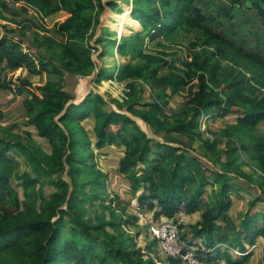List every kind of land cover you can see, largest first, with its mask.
<instances>
[{
	"label": "trees",
	"instance_id": "1",
	"mask_svg": "<svg viewBox=\"0 0 264 264\" xmlns=\"http://www.w3.org/2000/svg\"><path fill=\"white\" fill-rule=\"evenodd\" d=\"M10 1L21 3L24 12L32 10L35 19L15 24L22 33H16V28H0V69L24 68L31 75L52 72L59 75V80L38 83L13 76L1 83L12 94H27L23 104L28 122L40 137L48 140L51 153L42 157L31 155L33 168L19 172L16 159L9 153L14 143L0 138V264H156L152 259L145 260L140 248H134L138 243L135 238L128 236V245L122 234L108 232L107 226L120 227L116 218L96 223L78 205L88 197L97 198L108 185V172L94 161L90 136L81 123L90 118L95 121L96 149L117 145L118 140L124 146L117 172L129 181L130 190L140 191L139 208L152 210L157 220L162 216L175 219L182 212H200V219L191 226V236L182 237L186 249H193L206 264L219 260L220 255L227 264H240L229 256L227 249L221 251L216 245L221 243L244 252L246 244H252L258 236L264 237V212L251 213L256 202L262 201L260 197L248 203L238 229L230 226L229 193L237 190L238 184L222 168L232 166L239 158L238 147L250 150L248 143L229 140L232 148L226 162L220 164L221 171H217L183 146L150 138L134 119L107 108L99 94L90 93L78 103H69L72 96L64 86L66 75L86 76L95 68L86 38L92 24L86 12L95 7L94 0H58L55 5L52 0ZM95 1L101 7V0ZM195 1L132 0L130 16L140 25L128 35L123 33L117 42L113 40L108 54L114 51L124 61L114 75H106L107 70L101 69L95 80L106 77L128 87L141 81L157 90L154 100L140 104L144 106L141 110L135 108V101L126 107L155 132L172 130L201 137L202 133L197 131L200 116L215 121L234 115L236 125L249 133L252 147L248 157L257 163L256 168L263 175L264 133L256 134L255 128L264 122V57L230 40L219 30L217 21V16L232 18V5L244 0H230V6L219 8L217 16L203 13ZM250 1L251 7L264 18V0ZM108 6L117 8L112 1ZM0 8L6 9L4 1H0ZM58 11H65L67 16L55 22L51 30L43 19ZM25 30L32 31V40L25 38ZM194 31L199 35L190 43V60H183V68L170 64L162 50L153 52L147 48V42L158 38ZM104 34L109 35L108 31ZM162 69L165 72L159 74ZM194 79L196 89L186 97L184 106L175 112L166 110L168 97L190 87ZM171 114L178 117L173 125L169 120ZM215 145L216 142L207 140L201 143L210 151ZM78 149L84 154L89 152L90 158L84 154L75 157ZM233 170L244 175L237 166ZM88 171L92 175L90 180L78 183ZM64 173L72 181L71 190L62 179ZM47 175L53 176L50 182L56 187L50 197L41 196L37 208L26 197L19 200V186L27 193ZM215 185H219L218 193L214 191ZM206 186H211V191L204 199ZM120 210L123 214L124 208ZM198 237L204 242H195ZM169 264L181 263L170 259Z\"/></svg>",
	"mask_w": 264,
	"mask_h": 264
},
{
	"label": "rangeland",
	"instance_id": "2",
	"mask_svg": "<svg viewBox=\"0 0 264 264\" xmlns=\"http://www.w3.org/2000/svg\"><path fill=\"white\" fill-rule=\"evenodd\" d=\"M6 3V9L0 8V28L6 27L8 29H14L17 22H22L24 19H35V15L32 10L24 12L21 9V3H13L10 0H0ZM112 1L117 4V8L111 9L108 6V2ZM52 3L58 4V0H52ZM203 13L215 14L219 8H225L230 6V0H196ZM92 10H87L86 14L91 17L92 24L87 31V45L90 46L92 59L94 61V71L90 75L75 76L73 74H67L65 77L64 86L65 89L71 94L72 99L69 103L80 102L87 94H99L106 101V106L109 109L115 110L120 113L128 114L132 116L126 110L129 102H138L136 109L141 110L145 102H150L153 99V94L157 90L152 89L144 82L137 81L133 84V87H128L124 82H117L114 79H108L102 77L100 81H96L95 77L99 70L106 69L107 74H115L116 69L120 63L124 61L123 58L118 56L114 51L110 55L111 42L118 41L120 36L124 33L130 34L131 29H138L139 22L130 16L132 9V0H101V7L96 5ZM128 12L127 22L123 27V31H116L117 23L121 21L125 13ZM232 18L219 17L217 21L220 23L219 30L223 31L227 37L236 42L246 51H257L264 57V18L256 12V9L251 7L250 0H244L239 5H232ZM67 16L65 11H58L43 19L44 25L51 29L53 24L57 21L64 19ZM16 33H22L18 28ZM108 31L109 35H105L104 32ZM23 35L28 40H32L33 34L31 30H25ZM199 35L198 31H194L190 34L184 32H177L168 39L158 38L152 42H147V48L149 51L165 52V58L174 66L183 68V60H190V54L192 52L190 43L196 40V36ZM107 36V38H106ZM199 48V47H197ZM165 71L162 69L159 74H163ZM13 76H20L28 78L33 82L44 83L46 81L56 82L59 80V75L50 72L49 74L43 73L41 75H31L26 69L20 68L15 71L9 69H0V138L5 141L14 143L10 148L9 153L17 161V170L19 172L30 171L33 168L34 161L30 159L31 155H37L39 157L50 155L51 147L47 139L40 137L36 128L28 122L26 116L23 100L27 97L26 93L12 94L10 91L1 87V83L4 78H11ZM87 84L85 92L81 95L80 85L82 83ZM196 89V79L191 83L190 87L181 88L176 95L169 96V103L165 105V109L169 112H175L180 110L186 101V97ZM170 115V114H169ZM139 116H137L138 118ZM171 125L176 123L178 117L171 114L169 117ZM136 120V119H135ZM140 127L145 133L152 139L165 142L174 146H183L189 150L192 154L198 156L204 163L211 166L215 170H220V164H224L227 160V155L232 148L228 144L229 140H235L237 143H248V151L240 149L237 151L239 158L236 159L232 166L223 167L227 171L229 177L234 178L233 181H237L238 189L229 193L231 200L228 210L229 216L232 218L230 226H235L236 229L241 226L242 220L247 213L248 203L255 198L260 197L262 201H258L255 204L251 213L263 211L264 212V174L260 175V171L257 170V163L249 159V152H251V142L249 140V133L236 125V118L234 115H228L224 118H218L213 121L207 119L205 116H200L198 119L199 126L198 132H201V137L197 135L188 136L182 133H175L172 130L155 132L151 127H147L145 122L140 119ZM85 129L88 131L90 140L92 142V148L94 151V161L98 163L104 171L108 172V180L106 189L99 192V196L95 199L89 197L79 203V207L89 215L94 222L110 221L111 218H116L119 228L107 226L106 229L109 233L122 234L128 245H131L130 237L135 238L138 243L135 247L141 249L145 255V260H153L156 264H169L170 259L165 254L159 242L153 239L151 234L152 226L158 223L156 217L153 215L152 210L146 208H139L137 195L140 191L133 192L130 190L131 185L129 181L118 174L117 166L114 164H106L105 155L111 154L115 159L121 157V153H124V146L118 140L117 145L105 146L102 149H96L94 142L95 136L93 134V127L95 121L90 118L81 122ZM256 134L264 133V122H261L255 128ZM203 140L209 142H216L214 150L210 151L207 148L201 146ZM217 140V141H216ZM238 146V144H237ZM84 154L82 149L76 150L75 157H80ZM87 159L90 158L89 152H85ZM119 157V158H118ZM237 166L244 175L239 174L233 170V167ZM105 167V168H104ZM67 169V167H66ZM252 170H255L254 173ZM91 172L84 173L78 179V183L84 184L91 178ZM52 175H47L41 178V181L28 189L27 193L23 191L21 186L18 187V197L20 201H23L26 197L34 207H38L41 196L50 197L51 193L56 190V187L50 182L53 180ZM62 179L69 183L70 190L72 189V181L70 177L64 173ZM86 189L89 186L85 185ZM211 186L205 187L204 199L210 196ZM214 191L218 193L219 185L214 186ZM114 197V198H113ZM115 200V201H113ZM120 208H124L123 214ZM200 219V212L186 214L184 212L176 216L174 220L178 224V234L180 237V245L186 247V242L182 239L191 236V226L195 225ZM223 225V223H221ZM259 225H262V221H259ZM130 236V237H128ZM195 242H204L201 238H196ZM244 252L226 248L224 244H217L216 247L219 250L227 249L229 256L233 260H237L240 264H264V237L258 236L252 244H246ZM193 255L196 259L206 263V261L199 259L195 255L193 249ZM211 250L210 252H212ZM219 260H224L223 256ZM217 260V261H219ZM9 264V263H7ZM182 264V263H181Z\"/></svg>",
	"mask_w": 264,
	"mask_h": 264
},
{
	"label": "built area",
	"instance_id": "3",
	"mask_svg": "<svg viewBox=\"0 0 264 264\" xmlns=\"http://www.w3.org/2000/svg\"><path fill=\"white\" fill-rule=\"evenodd\" d=\"M151 234L157 240L169 258L178 259L182 264H203L196 259L192 251L180 245L178 224L174 219L161 217L155 226H152ZM180 243V244H179ZM206 264V263H205ZM209 264H227L224 260L215 261Z\"/></svg>",
	"mask_w": 264,
	"mask_h": 264
},
{
	"label": "crops",
	"instance_id": "4",
	"mask_svg": "<svg viewBox=\"0 0 264 264\" xmlns=\"http://www.w3.org/2000/svg\"><path fill=\"white\" fill-rule=\"evenodd\" d=\"M128 115V114H127ZM129 116V115H128ZM129 117H131L132 119H136L135 121H136V123L139 125V127H142V126H140V117H138L137 118V116H134V115H132V116H129ZM146 124V123H145ZM147 125V127L149 126L148 124H146ZM150 127V126H149ZM143 130V129H142ZM144 131V130H143ZM145 132V131H144ZM111 152H112V150L110 151V153H108V155H105V157H106V159L104 160V161H106V164H110V163H112V164H114L115 166H117L118 165V161H119V159H115L114 158V156H112V154H111ZM101 168H103V167H101ZM105 168V167H104ZM107 172V171H106Z\"/></svg>",
	"mask_w": 264,
	"mask_h": 264
},
{
	"label": "bare ground",
	"instance_id": "5",
	"mask_svg": "<svg viewBox=\"0 0 264 264\" xmlns=\"http://www.w3.org/2000/svg\"><path fill=\"white\" fill-rule=\"evenodd\" d=\"M128 12L125 13V15L123 16V18L121 19V21L119 23H117V28H116V31L121 32L123 31V27L125 25V23L127 22V17H128ZM86 86L87 84H85L84 82L80 85V90H81V95L85 92L86 90Z\"/></svg>",
	"mask_w": 264,
	"mask_h": 264
},
{
	"label": "water",
	"instance_id": "6",
	"mask_svg": "<svg viewBox=\"0 0 264 264\" xmlns=\"http://www.w3.org/2000/svg\"><path fill=\"white\" fill-rule=\"evenodd\" d=\"M75 76H77V75H75ZM36 131H37V130H36ZM123 155H124V153L122 152V153H121V156H123Z\"/></svg>",
	"mask_w": 264,
	"mask_h": 264
}]
</instances>
